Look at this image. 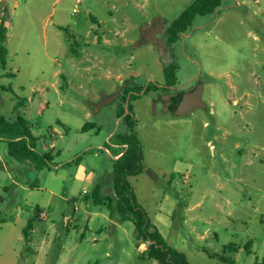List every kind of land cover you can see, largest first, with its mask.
Masks as SVG:
<instances>
[{
	"label": "rangeland",
	"instance_id": "374dc122",
	"mask_svg": "<svg viewBox=\"0 0 264 264\" xmlns=\"http://www.w3.org/2000/svg\"><path fill=\"white\" fill-rule=\"evenodd\" d=\"M77 1L22 0L8 21L0 115L20 113L54 158L37 170L0 138V264H159L132 222L84 199L113 194L121 134L141 145L142 173L128 180L169 245L191 264H262L264 27L222 0L170 46L166 29L193 0ZM168 65L178 86L153 89ZM197 83L205 107L174 115L172 96ZM128 107L133 130L118 117Z\"/></svg>",
	"mask_w": 264,
	"mask_h": 264
},
{
	"label": "trees",
	"instance_id": "16d2710c",
	"mask_svg": "<svg viewBox=\"0 0 264 264\" xmlns=\"http://www.w3.org/2000/svg\"><path fill=\"white\" fill-rule=\"evenodd\" d=\"M221 3L222 0H193L191 5L167 27L166 33L169 45L176 43L180 36L192 27L196 17L214 13L221 7ZM6 21L5 16H0V66L2 67H5L6 57L9 54V50L5 45L7 41ZM177 69L175 65L166 66L164 68V87L153 86V89L168 92L171 88L178 86ZM8 75L12 76L13 74ZM148 91H150V86L146 89V92ZM25 106L26 101L19 99L13 109L15 112H20V109L25 108ZM131 113V108L128 107V113L124 116L123 112H119L118 117H123L133 130L134 121ZM88 127L93 128L95 124H86L83 131H86ZM0 138L8 141V154L11 157L30 162L34 164L37 170L50 168L54 157L52 154L36 151L35 138L29 129V121L20 113H18L16 121H9L0 115ZM117 140V144L126 145V151L114 161L113 194L101 196V188L97 186L95 192L85 196L84 199H93L95 203L107 204L111 217L114 213H119L121 221L132 222L135 226L139 246L145 242L149 243L144 252L148 259L155 260L159 264H191L185 253L169 245L159 228L150 220L146 210L138 203L128 180L129 177L139 175L143 170L142 150L138 139L134 134H121L118 135ZM28 235L27 229H25L27 242L29 241ZM226 250L237 252V247L235 244H231L226 247ZM220 261L226 264L231 263V260L224 257L220 258ZM262 264H264V255Z\"/></svg>",
	"mask_w": 264,
	"mask_h": 264
},
{
	"label": "crops",
	"instance_id": "0c3cea01",
	"mask_svg": "<svg viewBox=\"0 0 264 264\" xmlns=\"http://www.w3.org/2000/svg\"><path fill=\"white\" fill-rule=\"evenodd\" d=\"M22 0H0V16H5L7 21L6 25V34L8 21L15 15L20 3ZM236 5L240 8L241 15L244 19H257V24L260 27H264V0H231V2H235ZM235 7L233 5H229L228 8ZM95 21V20H94ZM184 35V34H182ZM109 138V137H108ZM118 147H123L126 150V145L116 144ZM125 151L120 152L115 156V159L119 158L123 155ZM161 232V231H160ZM162 233V232H161ZM164 236V235H163ZM149 243H142L138 249L140 251L145 252L148 248ZM32 252V249H30Z\"/></svg>",
	"mask_w": 264,
	"mask_h": 264
},
{
	"label": "water",
	"instance_id": "95a60500",
	"mask_svg": "<svg viewBox=\"0 0 264 264\" xmlns=\"http://www.w3.org/2000/svg\"><path fill=\"white\" fill-rule=\"evenodd\" d=\"M201 85L191 91H182L172 98L170 110L174 115L183 116L193 110L205 107Z\"/></svg>",
	"mask_w": 264,
	"mask_h": 264
},
{
	"label": "built area",
	"instance_id": "2783aa9c",
	"mask_svg": "<svg viewBox=\"0 0 264 264\" xmlns=\"http://www.w3.org/2000/svg\"><path fill=\"white\" fill-rule=\"evenodd\" d=\"M78 4H80V1L79 0L77 1V5ZM73 12L74 13H78V8L77 7L74 8ZM78 210H79L78 207L75 206L74 207V213L78 212ZM40 218L43 219V220H49L50 219V215H49V213H46V212L43 211L40 214ZM66 221L68 222V224H72V223H74L75 218H74L73 215H69V216L66 217Z\"/></svg>",
	"mask_w": 264,
	"mask_h": 264
},
{
	"label": "flooded vegetation",
	"instance_id": "af4514ba",
	"mask_svg": "<svg viewBox=\"0 0 264 264\" xmlns=\"http://www.w3.org/2000/svg\"><path fill=\"white\" fill-rule=\"evenodd\" d=\"M197 86H198V83H197L195 86H192V87H190V88L187 89V90H180L179 92H177V94L180 93V92H182V91H191L192 89H195ZM176 87H177V86H176ZM174 88H175V87H174ZM170 90H171V89H170ZM161 94H162L161 92L158 93V96L161 95ZM177 94H176V95H177ZM173 97H174V96H172V98H173ZM172 98H171V99H172Z\"/></svg>",
	"mask_w": 264,
	"mask_h": 264
}]
</instances>
